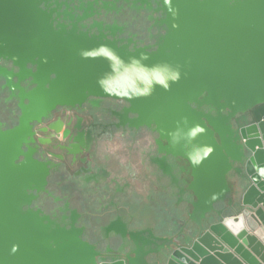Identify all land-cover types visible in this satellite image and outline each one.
<instances>
[{"label": "water", "instance_id": "water-1", "mask_svg": "<svg viewBox=\"0 0 264 264\" xmlns=\"http://www.w3.org/2000/svg\"><path fill=\"white\" fill-rule=\"evenodd\" d=\"M154 2L164 32L129 48L99 25L89 34L53 24L40 0H0V49L34 84L16 85L19 123L0 130V264H264V0ZM88 97L126 101L132 124L185 161L193 228L177 238L130 232L124 259L98 263L80 228L30 207L47 170L22 150L29 123Z\"/></svg>", "mask_w": 264, "mask_h": 264}, {"label": "flooded vegetation", "instance_id": "flooded-vegetation-1", "mask_svg": "<svg viewBox=\"0 0 264 264\" xmlns=\"http://www.w3.org/2000/svg\"><path fill=\"white\" fill-rule=\"evenodd\" d=\"M147 1L149 7L137 0H40L39 7L55 10L53 24H75L89 34L98 33L99 25L119 44L130 39L131 48L152 45L164 32L155 24L161 16L156 3ZM104 27H114L113 34ZM8 53L0 49V70L10 73V78L0 73V130L18 125L19 88L28 92L34 86L30 77L18 79L19 67L6 58ZM25 69L35 67L26 64ZM127 108L126 101L109 97L58 105L29 123L31 135L22 144L47 170L43 188L29 191L34 196L30 207L62 226L80 228L82 240L98 252V263L124 259L130 232L177 238L194 227L187 217L192 197L185 188V161L160 152L158 133L134 126L135 114ZM234 180L230 172L229 183Z\"/></svg>", "mask_w": 264, "mask_h": 264}]
</instances>
